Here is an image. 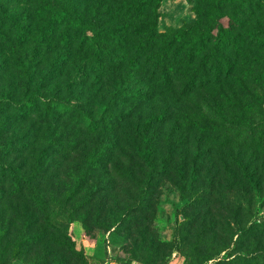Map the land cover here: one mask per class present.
Wrapping results in <instances>:
<instances>
[{"label": "rangeland", "instance_id": "obj_1", "mask_svg": "<svg viewBox=\"0 0 264 264\" xmlns=\"http://www.w3.org/2000/svg\"><path fill=\"white\" fill-rule=\"evenodd\" d=\"M257 1L263 19L264 0ZM197 2L163 0L159 30L192 22L197 18L193 11ZM41 4V0H0V14L8 11L14 18L31 23L34 35L39 36ZM14 33L8 23L0 24V95L6 92L13 100L0 102V191L4 193L0 197V225L7 229L4 244L10 250L18 236L33 240L24 245L21 258L5 264H81L76 254L59 244L60 231L47 230L42 216L32 212L26 200L28 192L17 188L15 182L19 176H39L40 168L42 190L61 191L83 173L86 156L91 153L98 154L100 161L97 168L88 171L86 185L80 190L86 202L80 212H87L89 229L79 220L71 228L77 248L84 250L91 264H125L133 257L132 264H142L138 261L140 250L155 247L157 264H187L185 251L198 243L202 251L208 246L214 250L227 247L212 260H221V264L230 263L238 254L250 259L264 253V151L258 145L242 150L235 147L240 133L248 136L254 132L261 137L264 79L255 87L263 110L251 118L240 109L246 95L237 97L228 87L197 89L190 97L168 94L157 102L167 120L154 130L168 133V137L161 140L157 172L149 185L148 167L139 161L130 138L132 126L141 123L146 114L131 106L120 108L99 135L82 127L77 116L45 109L39 113V102L37 109L22 110V97L39 90V78L31 83L21 79L6 61L15 51L11 47ZM45 51L54 52L53 48ZM260 57V67L257 63L249 66L258 74L264 72V52ZM75 77L73 72L69 82L61 79L62 99L74 104L83 92L81 101L94 100L97 111L107 97L104 89L98 85H86L85 91L79 85L71 88ZM124 109L134 114L118 118ZM244 166L255 170L258 187L248 183ZM194 168L196 180L191 176ZM142 188L147 191L144 196ZM120 212H127L120 228L110 227ZM244 228L248 231L242 233ZM257 264H264V259Z\"/></svg>", "mask_w": 264, "mask_h": 264}, {"label": "trees", "instance_id": "obj_2", "mask_svg": "<svg viewBox=\"0 0 264 264\" xmlns=\"http://www.w3.org/2000/svg\"><path fill=\"white\" fill-rule=\"evenodd\" d=\"M41 1L39 36L34 35L31 23L14 18L8 11L0 14L1 26L8 23L15 32L11 40L15 51L6 56V61H10L21 79L31 83L39 78V90L28 91L22 97V110L37 109L39 102V113L45 109L77 116L82 127L99 135L104 132L101 127L118 115L114 112L120 108L131 106L146 114L141 123L132 126L130 138L139 161L148 167L146 182L149 185L157 172L161 140L168 137V133L154 130L156 125L167 120L157 102L166 99L168 94L177 98L190 97L197 89L219 91L228 87L237 97L246 95L240 106L246 118L263 110V104L256 99L255 87L263 81L264 72L258 74L249 67L255 63L260 67V54L264 52V17L261 19L257 0H198L193 7L196 19L180 28L170 26L163 32L159 30L163 0ZM225 18L227 24L223 23ZM45 48H53L54 52L45 51ZM73 72L76 77L74 83L71 81V88L79 85L85 91L86 85H98L104 89L107 97L97 111L93 108L94 100L81 101L83 92L77 103L62 99L61 79L69 82ZM95 94L98 93L95 91ZM0 102L6 104L13 100L2 92ZM133 114L124 109L118 118L124 120V116L130 118ZM260 133L261 137L254 132L248 136L237 133L235 147L242 150L258 145L264 151V129ZM90 155L86 156L83 173L75 176L73 184L61 191L42 190L40 168L39 176H19L21 179L15 182L17 188H25L28 192L26 200L32 212L42 216L47 230L60 231L59 244L76 254L81 264L91 263L84 250L77 248L71 228L79 220L89 229L87 212H80L86 203L81 199L80 190L86 185L84 179L88 171L97 168L100 161L98 154ZM243 169L248 183L258 187L255 170L245 166ZM191 176L196 180L195 168ZM142 192L143 196L147 194L144 188ZM3 196L0 191V197ZM126 215L127 212L118 213L112 218L110 227L119 229ZM246 231L248 229L244 228L241 232ZM6 234L7 229L0 225V264L21 258L24 245L33 240L26 235L18 236L10 250L4 244ZM226 248L214 250L208 246L202 251L198 243L188 252L183 250L188 257L187 264H221V260H212ZM156 250L157 247L141 249L138 261L157 264ZM135 259H128L125 264H132ZM262 259L264 253L250 259L246 254H238L227 264L249 261L257 264Z\"/></svg>", "mask_w": 264, "mask_h": 264}]
</instances>
